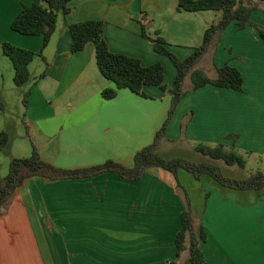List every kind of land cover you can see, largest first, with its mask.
<instances>
[{
  "label": "crops",
  "instance_id": "1",
  "mask_svg": "<svg viewBox=\"0 0 264 264\" xmlns=\"http://www.w3.org/2000/svg\"><path fill=\"white\" fill-rule=\"evenodd\" d=\"M41 2L0 0V133L11 135L9 152L0 151V179L11 159L29 157L33 145L43 160L64 169L108 160L132 167L136 153L155 141L172 95L151 85L145 86L149 98L122 89L105 99L102 91L115 84L102 75L94 42L72 52L70 26L103 21L102 35L110 50L139 58L145 66L161 63L170 89L177 68L142 35L141 13L151 19L149 36L160 31L181 60L203 43L221 13L178 11L179 0H73L72 12L59 14L45 45L43 36L12 29L24 6ZM260 10L252 13L251 21L264 26ZM5 42L40 54L29 66L31 82L23 87L15 85L13 64L2 49ZM227 63L241 71L243 91L213 85L189 91L158 149L161 143L183 142L193 149L225 144L243 157L264 158V40L255 27L248 24L241 30L232 23L199 65L213 75L214 66ZM13 102H18L17 131ZM203 180L209 182L184 188L192 192L193 213L207 233L201 244L206 262L264 264V228L253 231L249 225L255 218L264 225V207L253 206L258 197L264 199V189L236 190L211 177ZM246 199L252 203L249 208ZM185 207L174 174L158 167L148 168L137 181L114 172L58 181L36 176L17 190L8 212L0 216V264H168L177 258L176 236Z\"/></svg>",
  "mask_w": 264,
  "mask_h": 264
},
{
  "label": "trees",
  "instance_id": "2",
  "mask_svg": "<svg viewBox=\"0 0 264 264\" xmlns=\"http://www.w3.org/2000/svg\"><path fill=\"white\" fill-rule=\"evenodd\" d=\"M72 1L42 0L41 3L24 6L22 12L13 20L12 29L27 36H43L44 44L47 45L56 30L59 14L72 12L69 6ZM261 8L264 10V0H179L178 11L212 10L221 13V19L206 30L203 43L195 48L185 60H181L170 51L167 46L168 43L161 36L160 31H156V37L149 36L147 29L151 25V19L145 12H142L139 16L142 35L153 42L156 52L169 57L177 68V76L170 89L165 84V69L161 63L145 66L139 58L110 50L102 35L103 21L85 20L72 24L70 26L73 40L72 52L83 51L89 42H94L98 67L102 75L115 84L113 88H105L102 91V96L111 100L118 95L120 90L128 89L137 95L149 98L145 92V86H159L164 91L168 90L172 95L167 119L157 132L155 141L136 153L132 167L108 160L104 164L88 168L64 169L43 160L36 146L33 145V151L29 157L11 159L7 175L0 179V216L8 212L17 190L28 179L36 176L49 181H58L71 178H88L102 173L114 172L129 181H137L148 168L158 167L174 174L177 187L181 190L186 202V207L180 215L181 229L176 236L177 258L168 264H187V262L208 264L201 249V244L207 241V233L204 225L197 220L189 207L190 200L185 188L179 181V171L185 170L197 180H200L203 175H208L224 187L254 191L264 189V172L258 171L246 179L230 178L225 176L215 164L195 163L179 157L166 159L158 153V144L165 137L166 127L171 121L176 107L189 91L198 90L206 85L243 91L244 78L241 71L236 67L228 63L221 67L214 66L215 72L210 75L209 70L200 67L199 64L211 49L218 46L223 33L232 23H236L241 30L245 29L248 24L252 25L258 30L261 39L264 40V27L251 21L252 13ZM2 49L4 55L13 64L15 85L23 87L31 82L29 66L40 54L9 42H5ZM23 103L27 106L28 93L24 94ZM0 109H4L1 102ZM10 140V133L3 130L0 133V151L9 152ZM195 150L214 160H223L229 166L246 167L245 158L234 149L227 148L225 144L216 146L198 144ZM185 254H188L187 259L183 257Z\"/></svg>",
  "mask_w": 264,
  "mask_h": 264
},
{
  "label": "rangeland",
  "instance_id": "3",
  "mask_svg": "<svg viewBox=\"0 0 264 264\" xmlns=\"http://www.w3.org/2000/svg\"><path fill=\"white\" fill-rule=\"evenodd\" d=\"M258 10H260V9H258ZM260 11H262V10H260ZM257 16L258 15H255V18H257ZM263 16H264V14H263ZM261 17H262V14L258 16V19H260ZM259 25H261V24H259ZM261 26H263V25H261ZM205 62L206 61H204V63L202 62L203 65H205ZM12 105H13L12 106L13 112L16 114L14 116H13V114H11V117H14L15 123L17 122V125H15V130L17 131V128H19L18 127L19 126L18 119L16 117L18 102H13ZM21 106H22V104H21ZM13 112H11V113H13ZM158 153H160L166 159L179 157V158L185 159L187 161L195 162V163L215 164L222 170V172L225 176L230 177V178H235V179H246V178L250 177L252 174L257 173L258 171L264 172V158L259 159L257 157H248V158L244 157L246 160V167L245 168H240L237 165L229 166L223 160H214L208 156H205V155L198 153L195 149L189 147L188 145L184 144L183 142H179L177 144L161 143L160 147L158 149ZM7 173H8V168L1 175L6 176ZM203 176H202L203 178H210V177H208V175L207 176L203 175ZM202 177H201L200 181L202 182L203 185H206L209 182V180L204 181ZM178 178H179L180 183L183 185V187L185 186V188H190L192 184H197V182H200L199 180H196L193 175H191L190 173H187L183 170H181L179 172ZM186 192H187V190H186ZM188 197L190 200V206L189 207L193 211L192 204H191V203H193L192 202L193 200H191V199H193L192 192H191V195L188 194ZM255 197H256V195H255ZM257 199H259V201L257 202L258 204L254 203L253 206L256 207L257 205H260V206L264 207V199H262L260 197H258ZM244 203H246V205H248L246 207H248V208L251 207L249 205H251L252 203L250 202L249 199H246ZM263 210H264V208H263ZM255 214H258V212L255 211ZM259 223H260V219L255 218L253 220V222L250 223L249 225L252 226L253 231H258V230H262L264 228V225L261 228V225H259Z\"/></svg>",
  "mask_w": 264,
  "mask_h": 264
}]
</instances>
